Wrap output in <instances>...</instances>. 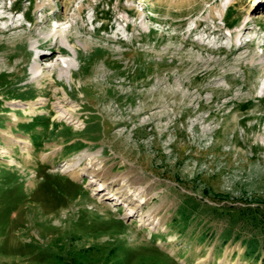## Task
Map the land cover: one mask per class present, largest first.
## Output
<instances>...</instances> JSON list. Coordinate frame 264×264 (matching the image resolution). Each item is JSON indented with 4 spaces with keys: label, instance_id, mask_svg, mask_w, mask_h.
Masks as SVG:
<instances>
[{
    "label": "rangeland",
    "instance_id": "rangeland-1",
    "mask_svg": "<svg viewBox=\"0 0 264 264\" xmlns=\"http://www.w3.org/2000/svg\"><path fill=\"white\" fill-rule=\"evenodd\" d=\"M11 3L0 264H264V0ZM49 17L73 38L56 62L36 48ZM113 177L138 214L95 195Z\"/></svg>",
    "mask_w": 264,
    "mask_h": 264
},
{
    "label": "bare ground",
    "instance_id": "bare-ground-1",
    "mask_svg": "<svg viewBox=\"0 0 264 264\" xmlns=\"http://www.w3.org/2000/svg\"><path fill=\"white\" fill-rule=\"evenodd\" d=\"M180 1L181 0H176V2H180ZM1 3H2V0H0V5H2ZM83 12H84V9L82 7H80L78 14L80 16H83ZM10 20L12 22L14 21L12 18ZM28 21H30V20L28 19ZM52 21H53V19H51L50 17L46 18L45 20L39 21L41 25L46 26L50 30V31H48L47 34H45V36H43L42 39H39V40L37 39V45H36L37 49H40L43 52L46 50L45 51L46 55H47L46 62L48 59L54 60L55 62L58 61V59L55 58L56 57L55 55L58 52H63V50L60 49V46H59L63 37L65 38L66 43L68 45H71L72 41H73V38L69 32V29L62 31L61 30L62 28H60L59 24H60V22H64L63 19H61L59 17L55 18V21L58 23L57 25L56 24L52 25ZM6 27H10V26L7 25ZM16 27H23V23H17L14 26H11L9 28V30L16 29ZM45 47L47 49L44 50ZM66 67L71 72V70H72L71 64L69 63ZM41 76H42V72L36 73L34 75V79L37 77H41ZM260 87L262 89H264L263 84H261ZM59 103H60V105L59 106L57 105V107L64 108V105L61 104V101ZM61 114H63V117H66L68 112H66V114H65V110H64V113L62 111ZM69 117L70 116H67V118H69ZM2 132L5 133V135L7 136V143H14V144L18 143V144H20L21 148H23V147L25 148V144L27 143V141L24 138H14L11 134L6 133L5 130H3ZM58 147L59 146L56 145L53 149H57ZM10 162H14V160L11 159ZM91 163L92 162H89V165L85 166L83 169L85 170L87 167H90ZM65 171L66 172L69 171V172H71V175L73 177H77V172L74 170V168H70V167L66 166ZM98 180H100V177H91V181H98ZM94 186H95V188H94L95 195H98V196L100 195L101 198L108 199L109 195H107V192H105V190L107 188L108 190L113 192V194H115L114 199L112 200V202H114V205H117L119 203L118 201L125 203L128 206L126 212L124 213L126 216L130 215L132 212H133V215L138 214L142 205L146 202V200H143V192L141 189L137 188L136 194H134V195H132L130 193V192H132L131 189L133 188V185L127 184V180L125 177H113L111 179H105V180L95 184ZM100 187H103V189H100ZM114 205L112 206L113 209H114ZM139 218L143 222H148V224H153L155 219H156V215L152 211V212H149V213H146L144 215L139 216Z\"/></svg>",
    "mask_w": 264,
    "mask_h": 264
},
{
    "label": "trees",
    "instance_id": "trees-1",
    "mask_svg": "<svg viewBox=\"0 0 264 264\" xmlns=\"http://www.w3.org/2000/svg\"><path fill=\"white\" fill-rule=\"evenodd\" d=\"M249 254V253H248Z\"/></svg>",
    "mask_w": 264,
    "mask_h": 264
}]
</instances>
